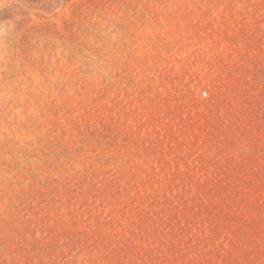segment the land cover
<instances>
[{"label":"rangeland","instance_id":"1","mask_svg":"<svg viewBox=\"0 0 264 264\" xmlns=\"http://www.w3.org/2000/svg\"><path fill=\"white\" fill-rule=\"evenodd\" d=\"M0 264H264V0H0Z\"/></svg>","mask_w":264,"mask_h":264},{"label":"built area","instance_id":"2","mask_svg":"<svg viewBox=\"0 0 264 264\" xmlns=\"http://www.w3.org/2000/svg\"><path fill=\"white\" fill-rule=\"evenodd\" d=\"M204 94L206 95V94H207V92L205 91V92H204Z\"/></svg>","mask_w":264,"mask_h":264}]
</instances>
